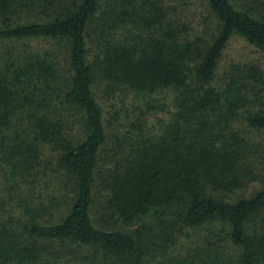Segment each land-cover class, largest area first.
Masks as SVG:
<instances>
[{"label":"trees","instance_id":"obj_1","mask_svg":"<svg viewBox=\"0 0 264 264\" xmlns=\"http://www.w3.org/2000/svg\"><path fill=\"white\" fill-rule=\"evenodd\" d=\"M199 1L207 41L182 40L161 0H0V264H159L191 230L168 264H264V146L247 138L264 134V74L216 83L234 35L264 56V0ZM98 79L172 92L173 111L110 138Z\"/></svg>","mask_w":264,"mask_h":264},{"label":"rangeland","instance_id":"obj_2","mask_svg":"<svg viewBox=\"0 0 264 264\" xmlns=\"http://www.w3.org/2000/svg\"><path fill=\"white\" fill-rule=\"evenodd\" d=\"M164 7L167 9V16L169 20L176 23L179 30V36L182 40L194 41L204 40L207 41L213 31L215 30L216 23L213 17L207 11L205 2L199 0H161ZM39 45L48 47L44 43ZM95 44L89 45L91 50V59L95 55ZM233 65L240 66H256L264 74V56L259 53L253 46L249 45L245 40L237 35H234L227 43L222 58L220 60L217 74L216 83L222 84L226 79V73ZM192 65H190L191 67ZM95 97L103 109L104 120L106 124L109 137L112 135H124L128 130L131 123L139 121L143 123L144 127L152 130L166 120L168 113L172 110V101L175 95L172 92H161L151 97H142L128 91L124 87L110 86L106 81L98 79L94 86ZM249 143L251 145L264 146V134L249 133L247 135ZM45 154L49 155L48 152ZM256 187L252 185L247 191L229 195L228 200H232L235 197H247L252 193ZM94 209L93 219L104 222L101 215V209L103 204L102 193L99 192L98 187L94 189ZM97 223V222H96ZM135 225H139L136 223ZM137 226H133L135 228ZM117 229L122 231H128L131 228L122 225H117ZM186 232V231H184ZM201 230L187 231V236L179 238L178 243L170 249V253L166 255V259L160 258L157 261L159 264H168L167 261L175 259L176 262H182L185 250L194 248L195 242L199 240ZM89 254V251L84 252L83 256ZM82 256V257H83ZM89 259L85 264H89ZM100 260L92 264H101ZM69 264V263H68Z\"/></svg>","mask_w":264,"mask_h":264}]
</instances>
